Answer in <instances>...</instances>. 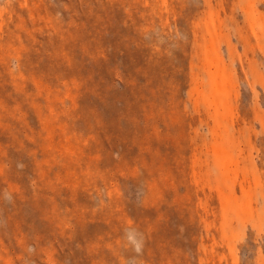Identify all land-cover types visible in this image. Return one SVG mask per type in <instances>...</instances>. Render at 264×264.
<instances>
[{
    "label": "rangeland",
    "instance_id": "rangeland-1",
    "mask_svg": "<svg viewBox=\"0 0 264 264\" xmlns=\"http://www.w3.org/2000/svg\"><path fill=\"white\" fill-rule=\"evenodd\" d=\"M0 264H264V0H0Z\"/></svg>",
    "mask_w": 264,
    "mask_h": 264
},
{
    "label": "clouds",
    "instance_id": "clouds-1",
    "mask_svg": "<svg viewBox=\"0 0 264 264\" xmlns=\"http://www.w3.org/2000/svg\"><path fill=\"white\" fill-rule=\"evenodd\" d=\"M6 198L10 199L8 194H5ZM125 236L127 241L134 247V250L139 253L142 249V237H140L139 233L135 229H126Z\"/></svg>",
    "mask_w": 264,
    "mask_h": 264
}]
</instances>
